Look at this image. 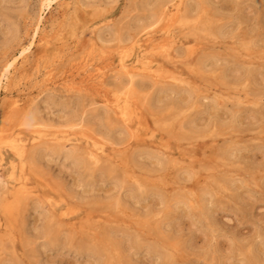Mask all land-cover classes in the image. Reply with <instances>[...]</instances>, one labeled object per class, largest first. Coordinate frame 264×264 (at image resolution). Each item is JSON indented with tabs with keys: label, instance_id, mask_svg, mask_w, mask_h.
Segmentation results:
<instances>
[{
	"label": "rangeland",
	"instance_id": "rangeland-1",
	"mask_svg": "<svg viewBox=\"0 0 264 264\" xmlns=\"http://www.w3.org/2000/svg\"><path fill=\"white\" fill-rule=\"evenodd\" d=\"M88 1L94 4L88 22L80 21L69 28L73 10H68L62 44L41 61L40 72L30 80L21 79L22 88L32 86L27 94L37 93L33 84L42 78L45 67L70 72L73 62L84 55L94 58L91 70L96 76L114 86L118 52L95 42L91 29L104 26L106 33L109 26L105 25H110L128 36L133 33L130 25L134 20H155L165 3L168 10L173 4L182 6L185 26L175 27L169 37L159 27L136 37L163 38L170 49L180 48V56L172 59L157 55V63L177 75L197 79L210 92L198 95L186 83L137 77L136 91L150 94L147 105L160 124L155 142L170 144L173 152H168L151 141L137 143L138 136L151 138L153 124L134 129L116 116L104 115L106 101L101 93H96L92 103L95 95L75 88L66 93L47 91L38 106L46 123L59 124L84 111L87 126L104 127L108 148L135 152V177H125L122 168L109 165L105 158L93 164L81 153H68V147L49 144L41 159L45 171L65 184L70 195L84 202L77 211L67 212L63 223H54L49 204L40 196H29L25 237L15 241L14 234L6 233L0 238V264H264V0ZM40 8L39 0H0V72L4 63L30 40L24 12L36 20ZM44 15L43 26L50 30L52 20L58 18V5ZM139 43L133 47V41L124 43L129 62L139 53ZM151 59L147 61L156 62ZM246 90L252 97L250 102L242 103L238 98ZM255 93L262 99L256 101ZM6 98L3 88L0 122L7 129L3 135L30 152L32 133L23 125L24 109ZM185 103L188 105L182 107ZM47 130L53 133L52 128ZM71 142L80 149L86 145L83 140ZM0 154L6 160L0 164L1 200L6 187L13 183L9 181V162L18 164V159L7 142L0 143ZM215 155L220 170L212 172L213 183L200 182L196 186L198 203L193 204L185 190L159 182L160 175L171 178L177 174L183 180L192 176L193 170L206 171L196 159L203 162L205 157L210 160ZM161 167L165 169L158 171ZM16 174H21L19 164ZM117 194L124 205L116 220L89 206L91 202L107 204ZM72 220L85 221L89 230H71L67 223ZM113 245L119 247L122 258L112 254L110 260L105 247Z\"/></svg>",
	"mask_w": 264,
	"mask_h": 264
},
{
	"label": "bare ground",
	"instance_id": "bare-ground-1",
	"mask_svg": "<svg viewBox=\"0 0 264 264\" xmlns=\"http://www.w3.org/2000/svg\"><path fill=\"white\" fill-rule=\"evenodd\" d=\"M163 1L164 0H162V2ZM39 2L41 8L36 20H33L31 13L27 11L24 12V20L27 24L26 31L27 35L30 36L29 42L22 46L16 55L4 63L2 72H0V95L4 88L7 95L6 99L9 100V102L13 101L12 103L14 105L22 106L25 112L23 125L31 131L33 144V150L29 152L25 146L16 143L15 140L7 138L3 135L7 129L4 124L0 122V143L7 142L14 157H16L15 160L18 159L19 170L21 172L18 176L16 174V167H18V164L14 161L9 162V181L13 183L6 187L0 200V214L2 213L4 216L3 219L0 217V238L6 235V233H9L14 234L15 241H23L25 237L23 225L29 196L31 197V195L33 196L35 194L49 204L52 212V221L54 223H63L67 212L77 211L84 202V200L79 199L78 196L70 195L65 184H62L45 171L46 169L42 166L41 159L46 153V148L49 144H55L62 149L68 147L66 149L68 153H81L82 157L90 159L93 164H98L105 158L109 165H116L122 168L125 177H135V175H133L135 172V152L129 153L120 148H108L106 138L108 136L105 137L106 134H103L104 131L102 130L104 127L101 129L98 126H87V119L85 118L86 114L84 111L79 112L76 117L66 119L59 124L46 123L38 112V106L44 101L43 98L47 91L50 92L51 89H54L66 93L70 89L75 88L80 93H92L93 96L95 95V97H92V103H94L96 93H101L102 99L106 101V108L103 110L104 115H107V117L111 118L112 116H116L119 121L127 122L134 129L139 128L141 124H153L151 138L149 137L150 139H148L146 136L142 135L138 136L136 137L138 144L149 141L156 143L155 138H157V132H161L159 122L155 121V115L147 105L150 94L144 91H136L135 86L139 75H145L154 80L166 79L186 83L193 87L198 95L204 94L207 96L210 92L202 88V86L205 85L197 79L190 78L189 76L177 75L173 73L170 68L157 63V55L173 59L174 56L181 55L180 48L173 47V49H170V46L167 44V39H163L162 37L161 40H154L150 35L143 40H139L136 37L137 34L149 32L150 29L155 27H159V31L169 37L172 35L175 27L185 26L186 16L183 13L182 6L180 4H173L172 8L169 7L168 10L166 9L167 4L165 3L162 9L159 10L155 20L151 22L134 20L130 25V30H132L133 33L128 36L120 34L118 27H111L110 25H105L109 26L106 33L103 31L104 26L91 29L90 32L95 42L106 45L108 49H116L118 52L119 66L114 76V86L110 87L106 85L104 78L96 76L91 70L95 61L94 58L91 57L92 53L90 52L88 55L91 59L84 55L79 61L73 62L70 72H64L62 70L55 71V68L50 69L45 67L44 72H42V78L40 80H35L33 84V86L36 87L37 93L34 95L27 94L29 92L28 88L30 89L32 86H29L27 89L22 88L21 79L30 80L36 72H40L39 67L41 61L45 59L51 50L57 49V47L62 44V30L65 28L64 26L67 20L65 13L70 9L73 10L71 22L69 24V28H71L74 24L80 23V21L86 24L89 20L91 9H94V4L90 3L88 0H39ZM54 5H58V18L52 20L50 30H47V27L43 26V17L47 10L48 12H52ZM129 40L133 41L131 47L140 41V51L132 58L131 62H129V50L124 46V43ZM149 58H154L151 60L156 59V62L151 63L147 61ZM17 78L18 80H16ZM206 87L209 88V85H206ZM256 94L257 93H255L257 98L256 101L261 100L262 96ZM21 95H24V97L21 98ZM251 97L250 91L246 90L243 95L239 96L238 100L242 103H247L250 102ZM185 104L186 105H182V107L188 105V103ZM99 111L97 113H99ZM47 128H52L53 133L47 130ZM70 130L75 132H70ZM198 133L200 134L199 136L202 135L201 131ZM237 134L241 136L240 133ZM80 140L86 143L84 149H80L78 144L71 142ZM42 142L45 143V145ZM65 142L70 145H67ZM156 144L159 147L169 149L168 152H173V150H171L172 146L164 142V140H160ZM181 152L183 153L184 151ZM173 155H175V153L171 154V156ZM215 157L216 155L210 160L205 157L203 160L204 163L201 159H196L200 167H202V169L204 167L203 170L206 171L193 170L192 176L188 175L190 177H185L183 180L179 179L177 174L172 175L171 178H162L160 174L156 175H160L159 182L161 184H166L165 186L172 185V187L188 192L191 199L190 201L195 204L200 201V196L195 190L196 186L200 182H205L206 184L213 183L211 181L212 172L220 170V164L217 163ZM5 161V157L0 154V164H3ZM174 162L179 163L176 160H174ZM163 169L165 168L161 167L158 171H163ZM29 180L32 182L30 183ZM140 180H138V183L141 185L143 182ZM88 202H91V200H88ZM91 203H89V206L91 205L90 208H93L92 211L94 209H100V211L106 212L107 215H112V219L114 220L119 218L121 214L120 207L124 205L120 194L113 197L107 204L93 205ZM67 226L71 230L76 231L87 232L89 230V226L85 221L78 222L72 220L67 223ZM95 239L98 240L99 238ZM105 250L106 253L110 255V260H113L112 254H115L118 258L123 257L121 250L115 245L112 247L107 246Z\"/></svg>",
	"mask_w": 264,
	"mask_h": 264
}]
</instances>
